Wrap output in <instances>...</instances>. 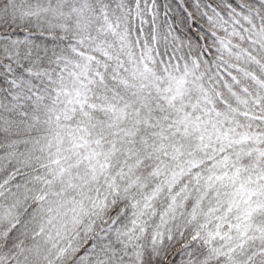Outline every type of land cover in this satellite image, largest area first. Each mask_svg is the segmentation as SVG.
Wrapping results in <instances>:
<instances>
[{
    "label": "snow or ice",
    "instance_id": "snow-or-ice-1",
    "mask_svg": "<svg viewBox=\"0 0 264 264\" xmlns=\"http://www.w3.org/2000/svg\"><path fill=\"white\" fill-rule=\"evenodd\" d=\"M0 264H264V0H0Z\"/></svg>",
    "mask_w": 264,
    "mask_h": 264
}]
</instances>
